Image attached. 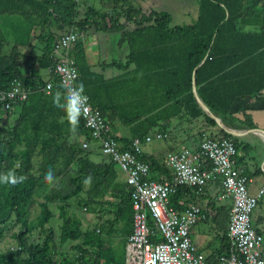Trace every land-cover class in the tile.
Segmentation results:
<instances>
[{"label":"trees","instance_id":"obj_1","mask_svg":"<svg viewBox=\"0 0 264 264\" xmlns=\"http://www.w3.org/2000/svg\"><path fill=\"white\" fill-rule=\"evenodd\" d=\"M101 1L103 9L89 7L81 15L79 0H0V110L10 113L13 109L15 104L5 96L14 90L15 82L32 89L28 99L19 102L21 114L12 129L4 127L5 119L0 115V174L13 170L17 177H27L15 186L0 183V237L15 218L16 224L22 226L15 238L23 251L19 254L0 251V264H126L127 238L133 231L130 189H116L114 194L118 200L115 220L123 224L125 236L121 250L105 242L102 230L83 231L81 221L69 214L68 206L77 199L82 207H90L93 202L104 204L107 182L110 176L112 181L116 178V164L111 161L96 164L82 145H69L73 135L84 136L89 143L100 140L94 139L81 115L73 130L66 111L54 106L55 93L61 92L63 105L68 92L55 73L56 53L66 55V59L73 62L78 74L75 87L83 83V95L88 97V104L102 113L111 129L116 119L130 126L131 139L116 136L112 129L122 151L135 139L145 141L154 128L165 131L171 119L183 113L194 120L203 118L206 124L218 127L216 119L201 108L195 88L213 116L232 128H237L230 114L234 100L248 95L258 98L264 92L262 0H198L197 20L184 26H173V17L168 12L145 11L135 0ZM11 16L16 18L13 19L17 27L14 41L18 40L19 50L5 54L3 48L10 35L6 37L4 33H9L5 28L12 22ZM241 17L246 18L247 23L251 22L249 18L255 17L252 22L259 31L241 30L236 23ZM53 25L55 30H52ZM93 27L98 31L121 33L119 44L128 45L130 53L126 61L113 60L102 65L121 69L120 76L107 80L91 70L81 36ZM66 29L68 33L59 34ZM34 31L39 32L43 44L41 55L20 50L31 46ZM67 34H76L79 38L69 49L57 52L55 44ZM41 70H49V79H55L50 92L44 90L49 80L41 77ZM7 103L11 104L8 109ZM161 121L164 123L160 124ZM219 130L223 136H216L233 137L224 129ZM206 133L215 136V133L202 131L200 140ZM74 153L79 156L75 157ZM138 157L151 166L152 180L172 179L171 170L163 159L146 157L144 153ZM36 158L40 161L39 167L35 165ZM74 164L71 189L65 193L48 192L51 183L45 180L48 171L54 169L53 174L57 176ZM89 179L97 190L92 185L89 196L81 198ZM188 196L195 194L190 189L180 188L171 197L172 206L183 211L188 205L182 201ZM36 201L41 212L36 219H31V207ZM54 203H58L62 221L61 244L79 241L75 248L80 254L76 258L69 259L65 255L55 258L54 234L47 231V225L55 217L50 208ZM39 230L46 232L44 243L31 244L28 236ZM227 230L228 226L220 246L206 257L208 264H219L220 257L229 254Z\"/></svg>","mask_w":264,"mask_h":264},{"label":"built area","instance_id":"obj_2","mask_svg":"<svg viewBox=\"0 0 264 264\" xmlns=\"http://www.w3.org/2000/svg\"><path fill=\"white\" fill-rule=\"evenodd\" d=\"M264 16V0L261 1ZM76 34H67L58 41L55 49H69L77 40ZM59 55L56 75L69 90L75 88L78 77L73 62ZM6 98L18 103L28 99L30 88L22 82ZM52 84L45 89L50 92ZM4 97V98H5ZM87 97V96H86ZM85 104L81 117L95 140H100L104 156L116 163L126 176L133 209V231L127 240L126 264H208L206 255L196 245L192 231L208 219L206 210L199 204H189L183 211L171 204V197L180 188L190 189L195 196L205 194L214 182L222 187L220 199L232 202L228 223L230 252L220 257V264H264V235L252 222L261 194L250 193L251 180L237 168L238 147L232 138L203 134L196 149L170 153L165 163L171 170V180H152L151 166L141 161L144 143L164 139L161 132L145 141L135 139L125 151L113 135L111 126L98 110ZM10 103L5 107L8 109ZM264 191H262L263 193Z\"/></svg>","mask_w":264,"mask_h":264},{"label":"crops","instance_id":"obj_3","mask_svg":"<svg viewBox=\"0 0 264 264\" xmlns=\"http://www.w3.org/2000/svg\"><path fill=\"white\" fill-rule=\"evenodd\" d=\"M141 1L144 0H135L136 4L141 5L143 7V5L146 2L141 3ZM146 10H148L149 12L153 10L152 6L148 4ZM12 17L13 16H11V18ZM243 17L239 18L236 22L241 30H244L246 32L259 31L258 30L259 27L254 22H252L253 20L255 21V17L249 18V20H251L250 23H247L246 21L247 19ZM13 19L16 20V18H12V22L10 23V25L6 26L5 28L7 29V31H9L6 37L10 35V40H6L5 46L3 48V52L5 54H8L10 51L14 49L19 50V46L17 45L18 40L14 41V39L16 38L15 31L17 27ZM120 37H121V33L118 32L109 33V32L98 31L95 27L91 28L81 36L82 41H84L85 43L87 59L91 66V70L93 72H96L97 74L103 75L107 80L120 76L121 74H123V71L116 67L103 68L102 65L104 63L110 64L112 63L113 60L126 61L130 53L129 47L126 43H124L123 45L119 44ZM40 43L41 42H39V44ZM110 43H112V46H114V50H111L109 48ZM30 45L31 46L28 47H21L20 50L23 52L32 51L33 53H35V55L42 54L43 51L42 49H40L41 47L36 46L34 34H32L31 36ZM56 55L59 59V54L56 53ZM40 74L42 78H45L44 79L45 81L49 80L47 84H54L53 81L55 79H49L50 78L49 70H41ZM195 93L196 96L199 97L197 88H195ZM257 97L258 98H256L255 96L252 97L250 95L240 96L234 100L232 107L230 109V114L235 118L233 120V124H235L237 128H232L230 126H227L222 120L221 121L225 127L237 132L236 134L230 133L233 136L231 138L237 144L238 147L237 168L251 180L249 185L250 193L254 196H258L261 194V198H262V195H264V192L261 193L262 191H264V92L263 94L258 95ZM18 103H14V104L16 105ZM21 109H22L21 106H16V107L14 106L11 112L9 113L11 114L10 117L13 116L14 120H18L21 114L20 113ZM13 118L10 119L13 120ZM62 120H64V118ZM161 123L164 122L161 121L160 124ZM196 127L203 128L202 130L206 132L209 131L215 133L214 135H217L219 133L217 126H210L206 124L203 118L194 120L190 117L189 114L186 115L185 113H183L181 116H175L174 118H172L170 124L168 125L165 131L161 130V133L165 135L164 139L162 140L155 139L151 143L144 144L143 146L144 155L146 157H153L155 159H163L165 162L167 156L170 153H174L186 149H196L200 142V141L197 142L194 139V131ZM112 129L115 135L120 138L123 139L132 138L130 133V126L125 125L119 119L113 121ZM159 131H160L159 127H157L154 128L150 134L151 135L156 134ZM226 132L228 133V131ZM88 143L89 142L86 139H84V136L73 135L72 137L69 138V145H73V144H78L80 146L82 145L81 147H84L87 154L89 153V158L92 162L96 164L110 163L111 159L104 156V154L101 152L100 144L98 142H92L89 144ZM86 144L88 145L87 147H85ZM74 156L78 157L79 155L77 153H74ZM75 165L76 164L71 166V168L66 173L59 174L57 176L55 175L53 181L50 183L48 192L65 193L69 189H71L72 186L70 180L74 176ZM53 173L55 174L54 169H53ZM115 173H116V178H114V180L112 181V178L110 176V181L107 182V194L103 200L105 201L104 204L93 202V204H91L90 207L86 206L82 208L83 210L80 211L78 210L77 217L82 223L83 231L86 232L94 229L101 230L99 226L103 222L102 223L98 222V224L94 227L93 226L94 218L92 216H96L95 214H98L99 212L98 210L101 207H106L109 205V203L114 204L115 201L114 194L116 192V189H119L120 191H125L129 189L126 176L117 164L115 167ZM91 181L92 180L89 179L87 184L83 187V191L80 194L81 198H86L87 196H89V190L93 185ZM260 185H262V188L260 189L261 191L258 192V186ZM93 189L97 190L95 186L93 187ZM220 190L222 191V187L219 182L211 183L206 188L204 195L194 196V197L188 196L186 197L185 200L182 201V203L187 205L192 203H197L200 206H202L206 210L208 215V219L205 222L210 224L209 227L217 228L216 224H218L224 218L228 219L227 220V224H228L230 212L232 209V202L230 200L220 199L221 196V194L219 193ZM54 204H57L58 207V203H54ZM260 206H262L261 202H260ZM117 211L118 208H116L115 212ZM115 212L110 214L109 217L112 218V216L114 215L116 218L117 213ZM252 219L255 229L259 233L264 235V214L262 213V211L256 210L255 213L253 214ZM50 223H52V221ZM206 232L202 233V236L205 237L206 245L204 243L202 246L199 245L198 246L200 250L206 255V257H208L213 254L215 247L212 244L213 243L212 238L214 237L211 238L210 237L211 234H207ZM110 234H113V232H111ZM220 234L221 233L219 234L216 233V237L219 236ZM110 238L113 239L112 235L110 236ZM193 238H194V233H193ZM123 242L111 246L117 250L120 248L122 249ZM125 254L127 255V243H126Z\"/></svg>","mask_w":264,"mask_h":264},{"label":"rangeland","instance_id":"obj_4","mask_svg":"<svg viewBox=\"0 0 264 264\" xmlns=\"http://www.w3.org/2000/svg\"><path fill=\"white\" fill-rule=\"evenodd\" d=\"M78 1V0H77ZM143 9L146 11L148 4L152 6V9L161 13V12H168L170 15L173 17V26H184V25H189L195 22V20L198 18L199 14V3L198 0H144L141 1V3H144ZM80 3V14L83 15L86 13V10L89 7H93L96 9H103L101 8L103 1L101 0H79ZM106 6V4H105ZM52 30H55V25L52 26ZM69 32V29H66L64 32L60 31L59 34H66ZM38 31H34V37H35V43L36 46L41 47L40 49H43V44H39V37H38ZM5 36H7V32H5ZM109 48L111 50H114V46H112V43H110ZM16 106H21L22 104L18 103ZM202 107V106H201ZM203 108V107H202ZM0 115L5 121H3L4 127H6L8 130L12 129L16 124L18 120H14L13 116L10 117L11 114L9 112H6L4 109L2 111L0 110ZM10 118H13L11 120ZM219 129H223L220 125H218ZM203 128H198L196 127L194 131V139L198 142L200 141L201 137V131ZM218 129V130H219ZM209 132V131H208ZM218 136H223V133L219 130V133L217 134ZM40 161L38 158H36V167H39ZM261 182V181H260ZM219 188V187H218ZM262 188V185L258 186V192L261 191L260 189ZM222 194V191L220 190L219 192ZM262 193V192H261ZM118 200L114 201V204H110L106 207H101L98 211V214H95L96 216H92L94 218V224L93 226L95 227L98 222L102 223L100 224V229L102 230V235L105 240V242L108 245H114L117 243L123 242L124 238V229H123V224L120 222H115V216L113 215L112 218L109 217L110 214L114 213L116 210V204ZM120 202V201H119ZM118 202V203H119ZM262 206H260V203L257 207V211H262L264 214V195H262V198L260 200ZM51 210L55 213V219L52 220V223H49L47 225V231H52L54 234L53 238L56 243L57 247V252H56V259H60L63 257V255L69 257V259L76 258L78 254H80L76 250V245L79 244V242H67V244L62 245L61 240H60V227L62 225V221L59 217L60 210L59 206L57 207V204H52L50 206ZM82 206H80L77 201H72L71 202V207L68 206L69 214L71 217L76 218L77 217V212L78 210H83ZM255 210V211H256ZM41 212L40 210V205L36 201L31 207V219H36L39 213ZM255 213V212H254ZM76 216V217H75ZM78 218V217H77ZM227 218L222 219L218 224H216L217 228H212L209 227L210 224L207 222L199 223L197 226L194 227L192 234L194 233V240L196 245L202 246L204 243L206 245L205 237L202 236V233L206 232L207 234H211L210 237L213 240V245L216 248H218L221 244V238L224 235V231L226 230L228 224H227ZM54 223V224H53ZM22 231V226L16 224L15 218L10 222L8 225L5 233L3 234L2 237H0V251L4 253H23L21 248L19 247L18 240L15 238L16 235H18ZM47 232V233H48ZM113 232V234H110ZM216 233L219 234V236L216 237ZM112 235L113 239L110 238ZM46 239V232L42 231H35L33 234L28 236V240L31 244H43ZM198 246V247H199ZM76 255V256H75ZM93 264V263H90Z\"/></svg>","mask_w":264,"mask_h":264},{"label":"clouds","instance_id":"obj_5","mask_svg":"<svg viewBox=\"0 0 264 264\" xmlns=\"http://www.w3.org/2000/svg\"><path fill=\"white\" fill-rule=\"evenodd\" d=\"M83 93H84V85L83 83H81L79 86L68 90L67 95L65 97L66 99L65 104L62 105L60 103L61 96H62L61 92L57 91L53 97L54 106L58 108H63L66 111L67 119L69 123L73 126V130L76 124L78 123V117L81 114V109L84 108V111L87 112V108L85 107L87 97L83 95ZM154 135H151V136L153 137ZM26 179H27L26 176L17 177L13 170H10L6 174H0V183L10 184L12 186L22 183ZM53 179H54V174L51 170H49L45 176V180L47 182H52Z\"/></svg>","mask_w":264,"mask_h":264},{"label":"water","instance_id":"obj_6","mask_svg":"<svg viewBox=\"0 0 264 264\" xmlns=\"http://www.w3.org/2000/svg\"><path fill=\"white\" fill-rule=\"evenodd\" d=\"M196 98H197L199 104L203 107L204 111H206V113H208L210 116H212L213 118L216 119L218 125H220L223 129H225L226 131H228V133H232V134H236V133H237L236 131H234V130H232V129H229V128H227V127H225V126L223 125L221 119H219V118L213 116V114H212L211 111L208 109V107L205 105V103H204L199 97L196 96Z\"/></svg>","mask_w":264,"mask_h":264},{"label":"bare ground","instance_id":"obj_7","mask_svg":"<svg viewBox=\"0 0 264 264\" xmlns=\"http://www.w3.org/2000/svg\"><path fill=\"white\" fill-rule=\"evenodd\" d=\"M85 125V124H84Z\"/></svg>","mask_w":264,"mask_h":264}]
</instances>
